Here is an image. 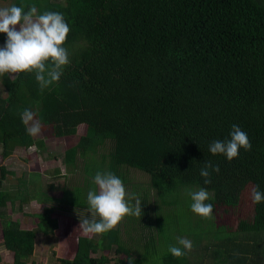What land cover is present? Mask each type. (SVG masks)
<instances>
[{
  "label": "trees",
  "instance_id": "trees-1",
  "mask_svg": "<svg viewBox=\"0 0 264 264\" xmlns=\"http://www.w3.org/2000/svg\"><path fill=\"white\" fill-rule=\"evenodd\" d=\"M11 5L62 13L70 28L64 44L70 63L43 92L34 73L0 77L1 158L15 148H44V140L33 139L21 122L25 109L36 112L42 128L49 127L56 138L72 136L84 124V134L62 153L66 167L77 166L89 153L123 182L127 168L147 173L162 198L182 186L205 188L213 212L242 210L237 229L221 228L226 232L221 237L213 229L210 264H263L257 236L264 239V202L254 205L251 189L264 192V0H12ZM5 41L0 34V43ZM232 125L247 133L251 149H240L229 162L208 148L230 139ZM207 161L219 172L205 185L200 170ZM7 175L12 174L0 165V246L11 254L10 264H28L36 234L6 215L7 204L19 209L36 194L42 197L36 228L55 240V211L78 223L90 218L88 209L77 212L57 205L56 197L30 192L32 177L19 174L14 192L3 187ZM139 199L141 257L116 227L102 235L81 233L70 257L67 248L52 249L53 264H147L163 229L157 227L156 208L150 210L148 192ZM202 239L193 246L207 252ZM160 260L190 264L187 252L179 258L168 252Z\"/></svg>",
  "mask_w": 264,
  "mask_h": 264
},
{
  "label": "rangeland",
  "instance_id": "rangeland-1",
  "mask_svg": "<svg viewBox=\"0 0 264 264\" xmlns=\"http://www.w3.org/2000/svg\"><path fill=\"white\" fill-rule=\"evenodd\" d=\"M11 3L12 0H2L0 1V7H8ZM3 46L4 43H0V48ZM0 95L4 96L1 86ZM85 129L84 124H79L74 135L56 138L52 136L49 127H44L40 135L32 136L33 139L44 140V148L40 152L32 150V146H30L26 149L15 148L13 153L6 159H2L0 156V165H3L12 174L5 177L2 186L9 187L14 192L16 179L21 174L24 179L32 177V180H34L32 184H28L30 192L33 193V190H36V193L41 191L43 194L56 197L58 199H55L54 202L57 205L67 208L74 207V209L79 210L77 212H81L82 208L88 209L87 193L89 190L96 188L93 184L95 174L98 171L108 172L106 163L98 155L89 153L86 159L79 160L75 164L77 166L66 167L61 162L64 149L74 144L77 137L84 134ZM55 168L58 170V175L54 172ZM124 172L125 179L123 184L126 191L129 194L135 193L139 198L148 192L150 210L154 207L156 208V218L159 223L157 227L163 229L162 233L157 234L158 240H156L155 249L150 251V259L147 264H161V257L169 252V246L177 245V238H187L193 245V240L199 241L203 236L204 239L201 240V244L207 243L209 250L207 252L204 249L201 251L196 249L198 246L194 245L192 250L187 252L188 261L190 264H210L213 261V255L211 254L213 246L210 245L214 241L211 236L213 235L214 237L213 229L216 232L219 231L218 235L221 237L223 235L226 236V232L220 231L221 228L224 230L228 227L230 230H235L238 227L242 217L241 207L240 209L218 207L212 213L211 219H204L191 211L192 201L187 195L189 190L197 191L198 187L192 185L182 186L176 193L165 194L164 198H162L151 187L150 177L147 173L134 168H127ZM47 184L55 185L56 189L47 187ZM208 193L209 200L205 203H212V194ZM42 200L43 198L38 199L36 194V197L31 198L28 203H25L19 209L16 206L13 208L9 204L4 208L6 215L10 219H15L19 222L20 228L33 230L36 234L34 252L28 264H53L52 249L60 251L67 248L68 252L70 251V257L73 252L72 247L75 244V239L81 234L78 229L79 223L75 222L66 212L62 213V211L58 210L55 211L58 223V231H56L58 237H56L57 239L62 237L61 241L55 240L53 236L42 235L36 228L35 218V213L41 212L45 206L41 202ZM130 202L135 203V201ZM168 202L171 204H167ZM139 218L131 215L126 216L117 226L122 231L124 244L131 249L135 257H141L145 253L143 238L138 225L139 220H137ZM188 234L191 236H188ZM239 234L246 235L243 233ZM257 237L259 238L258 253L262 256L261 263L264 264V254H262L264 253V239L262 234ZM107 254L115 257L113 254ZM10 263L11 254L0 246V264Z\"/></svg>",
  "mask_w": 264,
  "mask_h": 264
},
{
  "label": "clouds",
  "instance_id": "clouds-1",
  "mask_svg": "<svg viewBox=\"0 0 264 264\" xmlns=\"http://www.w3.org/2000/svg\"><path fill=\"white\" fill-rule=\"evenodd\" d=\"M70 32L62 13L46 11L38 14L33 5L25 10L23 6L0 7V34L6 36L0 48V77L8 75L11 80L19 73H34L41 92L59 81L64 67L70 63L69 53L64 47ZM36 112L25 109L20 114L21 122L27 126L30 136L42 133V125ZM227 141H213L208 148L211 155H223L227 161L238 157L240 149L248 151L251 143L238 125H232ZM32 150H37L32 146ZM219 172V166L207 161L200 170L204 184L211 182V173ZM95 189L87 193L90 218H80L78 229L84 236L102 235L115 229L126 216H141V201L135 194H129L123 181L112 172L98 171L94 178ZM191 211L204 219H211L213 205L205 203L209 193L205 188L189 190ZM252 203L264 202V192L258 186L251 189ZM130 201H135L131 203ZM178 245V246H177ZM177 245L169 246L173 257L179 258L192 250V242L187 238H177Z\"/></svg>",
  "mask_w": 264,
  "mask_h": 264
},
{
  "label": "crops",
  "instance_id": "crops-1",
  "mask_svg": "<svg viewBox=\"0 0 264 264\" xmlns=\"http://www.w3.org/2000/svg\"><path fill=\"white\" fill-rule=\"evenodd\" d=\"M13 151H14V150H13ZM12 153H13V152H12ZM6 158H8V157H6ZM6 158H5V159H6ZM27 203H28V202H27Z\"/></svg>",
  "mask_w": 264,
  "mask_h": 264
}]
</instances>
